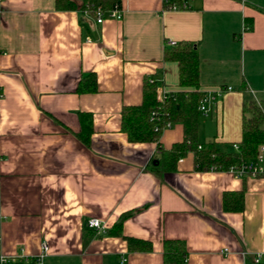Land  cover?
<instances>
[{"label": "crops", "instance_id": "obj_1", "mask_svg": "<svg viewBox=\"0 0 264 264\" xmlns=\"http://www.w3.org/2000/svg\"><path fill=\"white\" fill-rule=\"evenodd\" d=\"M165 1L121 0L122 17L101 23L56 0L0 1V254H36L45 241L43 264H174L163 240L178 238L185 264H264L254 260L264 253V175L199 170L192 151L160 174L151 162L184 138L183 124L146 142L121 128L122 107L142 102L146 77L158 98L186 89L164 52L187 40L200 89L213 96L207 112L198 108V141L239 142L245 101H264V0ZM89 72L97 90L78 93ZM81 111L93 115L89 144L77 135ZM241 189L243 209L226 210L225 191ZM128 211L123 234L151 250L108 233ZM91 217L105 231L88 227Z\"/></svg>", "mask_w": 264, "mask_h": 264}, {"label": "trees", "instance_id": "obj_2", "mask_svg": "<svg viewBox=\"0 0 264 264\" xmlns=\"http://www.w3.org/2000/svg\"><path fill=\"white\" fill-rule=\"evenodd\" d=\"M177 1L166 0L165 7ZM121 5V0H56L59 9H81L95 14L98 9L108 10ZM250 28V27H249ZM166 60H174L179 65V85L186 89L166 92L157 97V83L146 77L143 84V98L139 104H124L121 110V128L133 142L159 141L167 122H180L184 126V138L169 148L159 147L160 157L151 162V169L157 173L175 170L181 157L189 151L194 153L196 168L199 170H228L231 166H241L254 159L259 145L264 143V101H245L242 117V138L239 142L220 146L214 140L199 142L197 139L198 108L205 92L200 89L199 53L191 41L181 40L167 43L164 52ZM97 77L94 72L84 74L76 91L78 93L97 90ZM188 88V89H187ZM154 113V114H153ZM81 131L78 137L89 144L93 132V115L81 111ZM244 190H227L224 193L226 210L243 209ZM133 211L121 215L108 233L123 236L130 250H151L152 242L147 239L124 235V219ZM164 261L185 264L188 251L185 242L178 238L163 240Z\"/></svg>", "mask_w": 264, "mask_h": 264}, {"label": "built area", "instance_id": "obj_3", "mask_svg": "<svg viewBox=\"0 0 264 264\" xmlns=\"http://www.w3.org/2000/svg\"><path fill=\"white\" fill-rule=\"evenodd\" d=\"M3 1V0H0ZM171 7H178V4L173 2ZM96 20L98 23L103 22L106 18H118L122 17L121 7L115 6L112 9L101 10L98 9L95 13ZM170 44H175L176 41L170 40ZM230 88V87H228ZM0 96H3V93L0 92ZM164 96V95H163ZM213 98L208 94H205L201 99L199 104V109L207 112L209 109L208 103ZM154 114V113H153ZM172 123L167 122L166 126H170ZM228 171L236 173L238 176L253 175L259 176L264 175V143H261L258 148L257 155L254 159L242 164L241 166H231ZM87 226L95 229L97 232L105 231V225L98 217H91L87 220ZM48 252V244L44 241L41 245V249L36 254H29L23 249L20 253L16 254H0V264H43L44 257ZM264 257V253H256L254 255V260L260 262Z\"/></svg>", "mask_w": 264, "mask_h": 264}]
</instances>
